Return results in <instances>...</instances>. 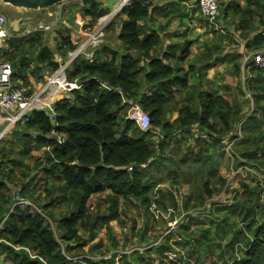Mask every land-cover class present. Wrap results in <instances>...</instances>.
I'll return each instance as SVG.
<instances>
[{"label": "trees", "instance_id": "1", "mask_svg": "<svg viewBox=\"0 0 264 264\" xmlns=\"http://www.w3.org/2000/svg\"><path fill=\"white\" fill-rule=\"evenodd\" d=\"M157 1L130 0L125 4L114 22L118 30L106 27L105 40L95 49L93 60L79 56L73 62L70 79L76 80L81 87L56 102L55 117L50 116L51 111L35 110L30 121L15 131L14 136L23 142L21 157L30 156L34 144L52 147L44 156L35 159L34 172L42 176L35 179V174L31 177L25 170L28 181L17 187L20 197L34 202L40 200L39 209L42 206L44 213L28 206L13 207L12 193L8 195L2 191L3 187H12V179L3 163L7 159V163L19 166L22 160L8 158L5 149L0 150V200L4 199L1 212H11L0 232V254L6 255L7 264H83L67 257L87 255L84 247L98 230L106 228L112 233L110 223L120 219L121 201L128 205L136 200L144 206L150 201L152 188L167 178H173L175 186L204 188L180 195L190 217L197 211L209 214L206 216L213 225V229L212 225L203 227L198 238L190 240L195 245L197 263L204 262L209 255L224 260L229 247L231 263L224 260V264H264V220L253 235L247 236L243 230L264 209L261 202L264 178L258 180L259 193L248 191L244 185L245 196L241 200L234 199L230 205L232 209L240 206L247 210L239 221L243 228L239 233L232 232L228 218L217 220L218 215L213 213L212 207L209 212L206 204V199L213 197L211 178H206L213 174L210 152L225 147L222 142L228 136L234 137L245 114L242 115L238 103L227 99L225 94L203 89L198 71L221 61L239 73L242 66L236 61L240 58L226 52L215 60L216 52L206 49L199 55L204 57L196 69V65L191 64L184 70L181 64L190 55V42L167 46L162 26L154 25ZM82 7L85 16L92 19L86 28L94 27L100 18L111 12L96 0H84ZM219 11L218 18L224 20L231 16L243 17L236 24L237 29L255 33V49L264 46V21L259 26L250 24L247 16L252 11L239 5L220 6ZM7 45L8 48L1 52L13 62L15 83L19 80L27 83V72L34 73L40 64L51 73L59 67L55 49L46 44L45 33L12 37ZM180 45L187 49L179 48ZM76 48L70 33L62 35L58 41L60 51ZM247 72V77L254 74L255 82L249 86L254 105L242 124V138L233 144L237 154L235 167L244 163L238 160L241 157L264 165V67L252 66ZM134 104L150 116L148 131L141 130L134 120L127 118ZM169 114H176V117L170 118ZM53 131L62 138L61 143ZM35 132L43 136L35 137ZM248 165L253 167V164ZM33 180L37 183L33 184ZM104 193V199L100 198L93 207L90 204L93 195ZM157 194L169 195L171 202L174 201L170 190H159ZM103 202L108 203L107 208L100 207ZM55 205L65 210L56 212ZM225 209L229 208H221L220 212ZM249 216L252 219L247 222ZM182 227L188 226L183 224ZM229 230L231 239L226 246L217 234ZM192 232L193 235L198 233L193 229ZM239 240L245 245L241 254L238 253ZM159 245L162 252L172 249L165 242ZM94 247L90 249L93 251ZM85 261L91 264V260ZM184 264L189 263L184 261Z\"/></svg>", "mask_w": 264, "mask_h": 264}, {"label": "rangeland", "instance_id": "2", "mask_svg": "<svg viewBox=\"0 0 264 264\" xmlns=\"http://www.w3.org/2000/svg\"><path fill=\"white\" fill-rule=\"evenodd\" d=\"M58 6L59 5L54 6L53 10H55V12L59 11ZM77 9L78 7L76 6L71 9L73 16L78 12ZM0 11L10 16L8 9L0 8ZM119 12L120 9L116 7V9H114L110 14L100 18L99 21H105L108 25L107 29L117 28L118 30V24L114 25V22L118 17H120V15L118 16ZM116 13L117 15H115ZM53 15H56V13H53ZM10 17L12 19L14 18L13 16ZM198 20L202 23H198L197 33L192 36L189 35L188 40H186L190 42V55L183 62L185 66L183 67L184 70H188L191 64H195L196 69L200 65L201 60L204 57H200L199 55L206 52V49L216 52L214 56L215 60H217V58L220 57L223 53L231 51L230 53L239 56L240 59H238V61L236 62L240 63L241 66L244 65V63L240 50L242 51V53H248L258 50L257 48L255 49L253 47L255 41V38H252L253 34L248 37L251 31H239L236 24H229V26H222L221 29H218L215 24H210L204 18H202V20ZM217 23H220V17L218 18ZM105 36L106 34L104 35L101 44L104 42ZM194 36H197V42H195V40H191V38H194ZM181 48L184 50L187 49V46H181ZM199 58L200 61H197ZM183 64H181V66H183ZM239 70L240 72L237 73L233 66L223 64L221 61H216L215 64L209 69H205L204 67L200 68V70L198 71L200 74V80L198 81L201 83V87L206 91L212 92L214 94H225L227 99L236 101L243 115L252 111V99L249 97V94H251L249 86L255 82V79L253 78L254 74L252 73V76L247 77L246 75L248 72H246L244 75L243 66ZM70 73H72L71 69L68 70L69 78ZM50 74L51 73H47V76ZM191 74L193 73L191 72ZM44 75L45 73H40V75L38 76L37 79L41 81L39 84L44 83L47 77H45ZM35 86L36 85L33 84V88ZM70 94L65 97L70 96ZM177 99L179 100V97ZM180 105L183 106L182 103H180ZM169 117L175 118L176 114H169ZM22 125L23 124H21V126H16L12 130V132L8 133L0 139V150L4 148L8 158L12 157L18 160H22L21 163L18 164L19 166L12 165L13 162L7 163V159L6 162L3 163L5 172L8 174V177L12 179L10 180L12 182V187H8V189L3 187L2 191L7 192L8 195L12 193L13 205L17 201H19V192L17 187L24 184V182L28 179L27 174L30 173L31 177L33 174H35V179H39L40 176H42V174L34 172L35 169L33 166L35 163V159L44 156V152H46L47 150V146L34 144L31 155L26 158L21 157L20 150H22L23 148V142L18 140L14 135L16 134L15 131L19 129V127H22ZM190 136L195 138L196 135ZM224 144V148L215 149L210 152L213 156V159L211 161L212 165H210L213 174H209L206 178H211L210 188L213 190V197L206 199V204L208 205L209 212L210 208L212 207L213 213L218 215L216 217L217 220H226L228 218L232 232L239 233L240 229H243L239 226V221L243 220L247 213V210L240 206L239 208L235 207L234 209H232L230 205L232 204L234 199L241 200L243 196H245L246 193L244 190V185L248 187V191L259 193L261 189L258 187V180L264 177V165L259 162H257V164L256 160L249 161L241 157V160H238L244 163L239 165V167H235L233 158L231 156V152L233 150V142L226 140V143ZM184 150L185 148L182 149V152ZM259 152L258 159L261 158V153ZM247 162L253 164V167L251 165H248ZM25 170L28 172L27 174L24 173ZM165 180V183L157 187L158 189L161 188L163 192H166L167 190H170L172 188V186L168 183V180H170V178H167ZM223 180L226 181L223 182ZM36 183L37 180H33V184ZM185 188L188 195L190 194L191 190H198L199 188H202L204 190V188L201 186L198 188L192 186L190 188L189 185H186ZM172 194L174 201L176 202L175 204L174 201L171 202V197L169 195L165 197L166 202L164 200H162V202H156L155 200L157 199V197L153 189L149 193L150 201L144 206L136 200L128 205H125V202L121 201L119 205L120 211L122 213L121 217L120 219L114 220L110 223L112 233L109 234V232L105 231V229L98 230L95 234V237H91L93 240H91L88 245L84 247L85 254L87 255L83 256L93 258L89 260H95L98 259V257H104L115 252L116 250L113 252L111 251L115 248L117 249L118 245H122L120 247L131 249V253L125 255L123 264H184V261L189 264H213L214 262H216L217 264H224V260H227L228 263H231V249L229 247H227L226 257L224 260L222 258L218 259L217 257L209 255L204 258V262L197 263L194 256L195 245L190 240L191 238H198L203 227L207 228L212 225L208 220L209 218L206 216L209 214H198L195 218L190 217V211H187L184 207L185 200H183L182 197L178 194V199L176 200V195L174 193ZM105 195L106 193L93 195L90 200V204L95 207L97 205V201L100 198L104 199ZM188 198H190V196H188ZM259 199H257V201ZM261 202L264 203V200ZM226 206L229 209H225L220 212V209L226 208ZM37 207L39 208L38 202ZM100 207H102V209H104V207L107 208L108 203L103 202ZM32 210L35 209L32 208ZM39 210L43 213L45 212L42 209V206ZM53 210L56 212H63L65 208L59 205H55V208H53ZM198 217V220H194ZM251 219V216H249L247 222H249ZM263 220L264 209L252 224L247 226L246 229H243L245 234L247 236L253 235L255 230L260 226ZM111 224H114L113 226L115 228L112 227ZM183 224H186L188 227H182ZM192 229L194 230V232L197 231L198 233L193 235ZM142 230H144L145 233L148 232L147 236L154 238L151 244L145 240V236L143 237L140 234ZM217 235L218 239L221 240L224 245L227 246L229 244L231 239L230 230L226 231V233L221 231ZM159 242H165L167 246L172 249H167L162 252V248H159L161 246L159 245ZM238 243V253L241 254V251L245 250V245H243V242L241 240H239ZM91 246H95L93 251L90 249ZM85 260L86 259H83L82 263L89 264ZM7 263L8 259L6 255L4 253L0 254V264ZM91 264H93L92 261ZM100 264H102V262H100Z\"/></svg>", "mask_w": 264, "mask_h": 264}, {"label": "built area", "instance_id": "3", "mask_svg": "<svg viewBox=\"0 0 264 264\" xmlns=\"http://www.w3.org/2000/svg\"><path fill=\"white\" fill-rule=\"evenodd\" d=\"M129 1L130 0H124L119 9H121ZM197 3L200 15L210 24H216L220 12L219 0H198ZM59 22L60 18H57V23ZM106 27L107 23L105 21H99L98 25L92 29L81 26V28L84 29V34H86V42L82 45L78 44L76 49L69 52V56L67 58H57V61L59 62L57 70L48 75L44 83L38 84L34 88L28 84L14 83L13 67L11 63L5 60H0V139L7 135L16 126L29 122L30 116H27V113L30 110L33 112L35 110L51 111L50 116L55 117L56 113L54 112V108L56 102L69 95L73 89L81 87L76 80H71L69 78L68 70L71 69L73 62L79 56H86L90 59V61L93 60L95 49L100 46L104 35L106 34ZM51 28V25L46 24L45 22H39L37 25L26 29L21 36L29 37L36 33H47L52 30ZM12 37L15 36H13V34L9 31L8 17L5 13L0 11V44H6ZM89 47L92 48L93 51H88L87 49ZM242 57L244 72H247V70H249L252 66H256L258 68L264 67V50L242 53ZM249 97L252 99L253 108V97L251 94H249ZM250 113L251 111L242 117L237 126L234 137H226L224 139V143L228 140L232 141L234 144L242 138V124L245 122L246 117ZM127 118L134 120L143 131H148L151 128L150 116L138 104L132 105ZM52 134L60 140V143L62 142V138L58 136L56 132L53 131ZM46 149L51 150L52 147L47 146ZM236 155L237 154L232 150L231 156L233 158V163L234 156ZM263 178H260V180H263ZM261 200H264V194ZM18 205L28 206L39 211V208L31 199L19 196V201L14 203V206ZM4 225L5 221L0 222V232L4 228ZM159 243L161 244V242ZM129 253H131V249L119 248L109 255L91 261L93 264H100V262H102V264H122V257ZM67 258L81 263L83 259H93L87 256Z\"/></svg>", "mask_w": 264, "mask_h": 264}, {"label": "crops", "instance_id": "4", "mask_svg": "<svg viewBox=\"0 0 264 264\" xmlns=\"http://www.w3.org/2000/svg\"><path fill=\"white\" fill-rule=\"evenodd\" d=\"M96 1L102 4V8L107 9L112 12L114 9H116V7L119 8L120 5L122 6L124 0H96ZM196 2H198V0H159L155 3V7L157 11L155 12L153 16V20H155L154 25L156 27L162 26L161 32H162V36L167 46L173 43H180L181 45H183L184 42L188 40L189 35L192 36V35H195V33H197L198 31L197 25L198 23L201 24L202 22L198 20V19H201V16H200L198 3L196 4ZM83 4H84V0H69L67 2L60 4L58 6L59 11L57 12L53 10L54 6L48 9L25 10V9L15 8L11 5H9V7L6 8L4 5L0 3V8L8 9L10 16L14 17L12 19L9 15L6 14L8 17L9 31L15 37L21 36L22 33L26 29H28L31 26L37 25L39 22H45L46 24H50L52 27L51 28L52 30L45 33L46 44L55 49V52H56L55 60L57 61V58H62V59L67 58L70 52V51L63 52L58 49V41L60 40L62 35L70 33L72 36V40L74 44L76 45L78 44L82 45L86 42V34H84V29L81 28V26L85 28V25L90 23L92 19L90 17L85 16V9L84 7H82ZM236 5H239L240 8L252 11L247 16L248 22L250 24L257 25V26L263 24L262 22L264 21V0H219V7L223 6L224 8H227V7L232 8V7H235ZM74 6L78 7L77 9L78 12L73 16L71 9ZM53 13H56V15H53ZM57 18H60L59 23H57ZM242 19L243 17L236 18L233 16L229 17V19L227 20L220 18V23H217L218 24L217 28L221 29L222 26H229V24H233V25L239 24V20H242ZM97 25L98 23H96L94 27H96ZM251 34H253L252 38L255 37L254 32H252ZM191 40H195V42H197V36H194V38H191ZM4 48H8L7 43L0 44V60L8 61L6 58H4L5 53L1 52V50ZM263 48L264 46L258 50H264ZM87 50L93 51L92 48L90 47ZM240 53L242 54L241 50H240ZM243 53H246V52H243ZM9 62L11 63L13 67V62L12 61H9ZM34 67L37 68L35 64H34ZM183 67H185L184 64H183ZM38 68L41 70L37 69L35 70L34 73L32 71L27 72L28 85L33 86L34 84L37 86L41 82L40 80L37 79L40 73H45L44 75L45 77L47 76V73H51L48 68L43 69L41 64L39 65ZM13 73H14V67H13ZM245 73L246 72H244V75ZM24 82L25 81H22V80L18 81V83H24ZM27 83H24V84H27ZM18 126H21V124ZM12 130L10 132H12ZM165 181L163 183H165ZM168 181H169L168 183L172 186V188H174V189L171 188L170 191L176 195V200L178 199L177 194L183 195V196L188 195L186 192V188H185L186 185H181V186L173 185L172 184L173 178H170V180ZM163 183H159L156 185V187L152 188L157 197V199L155 200L156 202H161L160 200H164L166 202L165 197H162L161 194H157L159 190H162L161 188L158 189L157 187L159 185H162ZM3 200L4 199L0 200V222L6 221L9 214L11 213L10 211H7L5 213L1 212V208H3ZM39 201L40 200H38V204H39ZM34 203L37 206V202H34ZM207 209H208V205H207ZM193 217L195 218L194 214H193ZM111 225L112 227H114L113 226L114 224H111ZM103 229H105V231L107 232L109 231L106 228H103ZM144 230H142L140 234L143 237L145 236V240L151 244L154 238L147 236L148 232L145 233ZM120 246L122 245H118L117 249L123 248ZM117 249L115 248L111 252ZM101 257H98V258H101ZM124 257L125 256L122 257V264H123Z\"/></svg>", "mask_w": 264, "mask_h": 264}, {"label": "water", "instance_id": "5", "mask_svg": "<svg viewBox=\"0 0 264 264\" xmlns=\"http://www.w3.org/2000/svg\"><path fill=\"white\" fill-rule=\"evenodd\" d=\"M67 1L69 0H0V3L4 5L6 8H8L9 5H11L15 8H20V9H25V10H38V9H48L52 6L60 5ZM32 114H33V111L30 110L27 113V116H31ZM34 136L35 137L43 136V133L35 132ZM200 213L201 212L197 211L195 212L194 216L196 217Z\"/></svg>", "mask_w": 264, "mask_h": 264}, {"label": "bare ground", "instance_id": "6", "mask_svg": "<svg viewBox=\"0 0 264 264\" xmlns=\"http://www.w3.org/2000/svg\"><path fill=\"white\" fill-rule=\"evenodd\" d=\"M225 137V136H224Z\"/></svg>", "mask_w": 264, "mask_h": 264}, {"label": "clouds", "instance_id": "7", "mask_svg": "<svg viewBox=\"0 0 264 264\" xmlns=\"http://www.w3.org/2000/svg\"><path fill=\"white\" fill-rule=\"evenodd\" d=\"M34 202V201H33Z\"/></svg>", "mask_w": 264, "mask_h": 264}]
</instances>
